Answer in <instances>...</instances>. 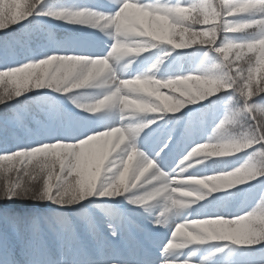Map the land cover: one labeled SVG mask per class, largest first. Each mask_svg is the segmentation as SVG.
I'll return each instance as SVG.
<instances>
[{
  "label": "snow or ice",
  "instance_id": "snow-or-ice-1",
  "mask_svg": "<svg viewBox=\"0 0 264 264\" xmlns=\"http://www.w3.org/2000/svg\"><path fill=\"white\" fill-rule=\"evenodd\" d=\"M0 85V264H264V0H0Z\"/></svg>",
  "mask_w": 264,
  "mask_h": 264
},
{
  "label": "rangeland",
  "instance_id": "rangeland-1",
  "mask_svg": "<svg viewBox=\"0 0 264 264\" xmlns=\"http://www.w3.org/2000/svg\"><path fill=\"white\" fill-rule=\"evenodd\" d=\"M222 3H223V0H220L219 5H221ZM28 167H29V170H32L33 169V165H29ZM36 171L38 172V169ZM4 175H5V173H4L3 168H0V181L3 180Z\"/></svg>",
  "mask_w": 264,
  "mask_h": 264
},
{
  "label": "trees",
  "instance_id": "trees-1",
  "mask_svg": "<svg viewBox=\"0 0 264 264\" xmlns=\"http://www.w3.org/2000/svg\"><path fill=\"white\" fill-rule=\"evenodd\" d=\"M209 3L218 6L220 0H208ZM4 85H0V93H3Z\"/></svg>",
  "mask_w": 264,
  "mask_h": 264
}]
</instances>
